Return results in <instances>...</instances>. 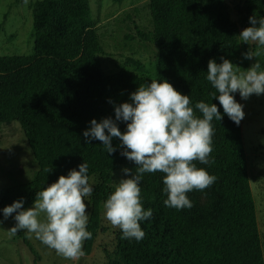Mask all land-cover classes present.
<instances>
[{
  "label": "trees",
  "instance_id": "16d2710c",
  "mask_svg": "<svg viewBox=\"0 0 264 264\" xmlns=\"http://www.w3.org/2000/svg\"><path fill=\"white\" fill-rule=\"evenodd\" d=\"M149 10V39L158 49L156 79L188 95L193 107L198 101L216 104L223 116L212 121L214 163L196 162L216 177L205 189L216 193L220 203L209 218L166 207L163 174L145 173L141 202L153 215L140 221L145 235L139 241L122 239L118 229L116 258L109 264H264L242 120L237 125L224 114L206 79L209 59L220 63L223 57L233 64L238 59L240 27L250 26L252 15L264 17V0H243L241 26L231 20L225 0H149ZM32 23V53L0 56V130L11 121L20 124L38 169L31 180L0 191V220L5 206L21 198L24 208L31 206L36 192L85 162L89 178H98L87 224L92 237L83 244L88 254L101 206L113 191L112 173L126 163L135 172V165L120 154L118 138L111 141L115 153L109 154L98 140L85 143L83 131L93 118L115 119L113 104L131 102L130 93L151 80L127 71H102V46L88 0H37ZM233 95L239 103L238 92ZM117 125L126 130L124 122ZM15 235L27 242L20 231Z\"/></svg>",
  "mask_w": 264,
  "mask_h": 264
},
{
  "label": "clouds",
  "instance_id": "9594fccd",
  "mask_svg": "<svg viewBox=\"0 0 264 264\" xmlns=\"http://www.w3.org/2000/svg\"><path fill=\"white\" fill-rule=\"evenodd\" d=\"M25 4L28 0H23ZM250 26L239 33L240 42L255 43L254 52L243 53L245 59L257 58L264 51V17L252 15ZM206 79L215 89L210 96L219 101L223 112L235 124L244 118L241 99L264 94V70L255 62L246 70L221 57V62L209 59ZM131 102L113 104L115 119H91L90 127L83 131L85 143L95 139L104 150L114 154L116 148L111 141L118 138L120 154L135 165L122 168L124 178L114 186L104 201V217L114 229L121 231V238L139 241L143 239L140 221L150 219L152 210H145L141 202L140 180L145 173H162L166 207L177 210L191 208L188 193L203 191L212 185L216 177L197 167V163L211 165L213 151L212 121H221L218 107L214 103L198 101L192 106L188 95L180 93L167 80L151 79L130 93ZM109 103H113L109 101ZM199 112L201 115H197ZM117 121L126 124L121 131ZM88 164L83 162L78 170L71 169L57 180L35 193L31 207L24 208L23 198L3 208V218L14 217L15 224L9 234L26 231L34 235L57 255L70 261H78L85 255L83 244L92 237L87 230L88 214L85 197L93 192L89 181ZM47 172L51 171L46 169ZM114 175V173H112ZM3 221L0 220V223Z\"/></svg>",
  "mask_w": 264,
  "mask_h": 264
},
{
  "label": "rangeland",
  "instance_id": "374dc122",
  "mask_svg": "<svg viewBox=\"0 0 264 264\" xmlns=\"http://www.w3.org/2000/svg\"><path fill=\"white\" fill-rule=\"evenodd\" d=\"M37 0H0V56L29 55L32 53L34 30L32 6ZM95 31L102 46L98 55L102 71L115 74L127 71L131 74L156 79L157 47L149 39L152 30L149 0H88ZM231 20L241 24L240 10L243 0H225ZM241 26V25H240ZM245 27H240V32ZM239 32V33H240ZM255 43L240 42L238 59L234 65L246 71L257 59L264 70V51L252 60L243 53L254 52ZM238 101L243 105L242 139L247 159V171L255 204L256 220L264 253V94L252 95ZM114 172L111 187L124 178L122 168ZM38 167L32 151L18 122H8L0 130V191L24 183L33 177ZM93 190L98 184L96 176L89 178ZM92 195V194H91ZM192 207L188 208L194 217L216 215L220 198L207 189L193 190L188 194ZM91 196L85 197L88 217L91 213ZM31 207V206H29ZM28 208V207H27ZM26 209V208H25ZM0 223V264H109L116 258V235L100 209L99 229L88 254L78 261H70L57 255L53 249L43 245L34 235L26 231V241L9 234L11 216Z\"/></svg>",
  "mask_w": 264,
  "mask_h": 264
}]
</instances>
